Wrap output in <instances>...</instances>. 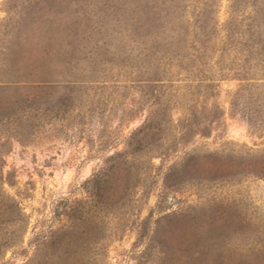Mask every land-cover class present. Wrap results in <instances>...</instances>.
<instances>
[{
    "label": "rangeland",
    "instance_id": "rangeland-1",
    "mask_svg": "<svg viewBox=\"0 0 264 264\" xmlns=\"http://www.w3.org/2000/svg\"><path fill=\"white\" fill-rule=\"evenodd\" d=\"M262 2L0 0V264H264Z\"/></svg>",
    "mask_w": 264,
    "mask_h": 264
},
{
    "label": "trees",
    "instance_id": "trees-1",
    "mask_svg": "<svg viewBox=\"0 0 264 264\" xmlns=\"http://www.w3.org/2000/svg\"><path fill=\"white\" fill-rule=\"evenodd\" d=\"M263 5H264V0H263V2L261 4H259V7H262ZM263 12H264V10H263ZM151 19L152 18H150V19L148 18V20H151ZM156 20H160V18H156ZM138 21L139 20H137L135 23H137ZM254 21L258 22V26L257 27L260 28L261 27L260 22H262L261 19L258 18V16L257 17L255 16ZM152 23L153 22H149V24H146L144 22H140L139 21L140 26L146 28L145 30H150L149 27L151 28V26L154 25ZM254 24H255V26H254L253 30L255 32L257 30V28H256V23H254ZM162 27H163L162 35L159 36L158 33H157V34H154L152 36V38H150V39H152L154 42H159L160 38H162L163 35H167L166 36L167 42H170V44H172L174 42L176 36H173L172 34L167 32V31L170 30L169 29V23L167 21H165V23H164V25ZM125 30L128 31V28H125ZM151 32H152V30H151ZM178 42H179V46L178 47H180V48L184 47L180 43V41H178ZM157 51H158L157 53H160V50H157ZM157 57H159V56H157ZM235 96L238 97V98L246 96L247 99H250L252 101H257V100H259L260 96L264 97V82L263 83L252 82V83L244 84L235 92ZM260 105L263 106L262 104H260ZM255 124L258 125L257 122Z\"/></svg>",
    "mask_w": 264,
    "mask_h": 264
}]
</instances>
